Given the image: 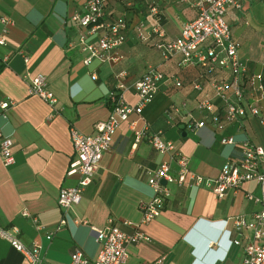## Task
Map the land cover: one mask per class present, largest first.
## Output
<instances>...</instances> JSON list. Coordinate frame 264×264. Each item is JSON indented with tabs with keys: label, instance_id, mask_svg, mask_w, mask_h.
<instances>
[{
	"label": "crops",
	"instance_id": "1",
	"mask_svg": "<svg viewBox=\"0 0 264 264\" xmlns=\"http://www.w3.org/2000/svg\"><path fill=\"white\" fill-rule=\"evenodd\" d=\"M239 1L241 6L229 7L225 17L232 36L241 44L239 54L248 70L259 72L264 64V0ZM83 3L0 0V18L9 21L7 44L0 46V58L10 56L7 64L0 62V102L11 103L6 116L0 114V130L13 139L15 160L4 165L0 159V226L16 228L26 247L40 239L48 264H69L77 249L95 258L99 244L93 228H103L109 219L128 233L139 225L150 237L149 241L129 245L126 264H242L243 246L254 241L253 231H237L233 219H250L261 209L259 202L246 197L248 192L260 196L256 182H244L221 199L204 183L194 185L188 178L181 184L167 183L169 196L162 212L143 224L139 204L152 195L147 182L150 170L166 161L172 175L179 171L172 153H160L151 146L148 136L152 131H160L163 139L173 142L187 158L191 173L212 180L223 164L238 158L240 141L248 138L264 148V131L258 119L248 116L241 123H230L222 132L209 125L192 131L180 129L187 114L196 119L204 114L195 107L203 92L195 90L192 83L205 71L196 65H181L180 54L163 59L154 46L157 36L141 42L132 29L118 48L120 61L93 60L84 65L85 54L77 46L83 31L73 20ZM152 5L158 7L159 28L166 39L177 37L182 24L196 16L194 8L178 0H138L132 7L108 0L105 17L125 14L130 22L142 21L150 29L156 23L149 11ZM71 42L75 44L72 47ZM151 66L165 75L155 98L144 107L142 118L132 114L116 129L111 147L102 154L80 202L61 209L57 204L59 191L77 182V175L66 174L74 158L70 127L90 135L108 118L107 100L118 74L126 86L125 100L136 104L133 85ZM36 75L46 76L57 98L54 108L29 95L28 79ZM206 78H227V73L218 70ZM205 88L211 91L209 85ZM172 104L179 107L176 114L169 113ZM132 127L142 132L140 139ZM222 136H232L235 144H221ZM33 218L43 230H36ZM222 221H228L232 238L240 239V244L227 247ZM46 231L53 232L50 241L44 236ZM255 242L260 244L262 239ZM22 262V253L0 238V264Z\"/></svg>",
	"mask_w": 264,
	"mask_h": 264
},
{
	"label": "built area",
	"instance_id": "2",
	"mask_svg": "<svg viewBox=\"0 0 264 264\" xmlns=\"http://www.w3.org/2000/svg\"><path fill=\"white\" fill-rule=\"evenodd\" d=\"M125 7H132L138 0H119ZM196 10V16L186 21L180 28V33L172 39L164 38L159 28V10L156 5L149 8L156 23L147 29L144 22H130L125 14L105 17L108 0H84L80 12L73 16V20L83 31L77 46L84 52L83 64L88 65L93 60L115 63L121 60L118 48L125 42L128 30L132 29L136 38L141 42H148L153 35L159 39L154 46L163 59H169L175 54L181 55V65H196L205 71L198 81L192 85L198 92H203L196 99L195 107L204 112L201 118H194L187 114L183 122L190 131L205 126H211L214 131L222 132L230 123H241L246 117H255L264 131V64L259 72H250L245 61L239 54L240 42L232 36L231 28L226 20L229 7H240L239 0H178ZM0 46L7 44L9 21L1 17ZM73 42L69 46H74ZM22 54L21 51L17 52ZM24 60L28 58L23 55ZM10 56L0 58L1 63L7 64ZM218 70L227 73V78L207 79L206 75L214 74ZM121 74L116 76L115 89L108 96L110 112L108 118L96 125L95 132L87 135L75 127H70L69 134L74 148V158L69 162L66 174L77 175L76 185L64 187L57 197L58 206L66 210L80 202L84 190L94 178L97 166L104 152L111 147L112 137L124 121L132 114L142 118L145 106L155 98L165 75L157 67H149L134 83L137 103L130 104L125 100L123 91L126 89L121 80ZM180 85V82H177ZM209 85L208 92L205 86ZM28 93L45 101L50 107H55L57 98L49 89L47 78L36 75L28 79ZM184 106L185 103H182ZM11 106L9 101L0 102V114L6 116V110ZM179 107L172 104L169 113L176 114ZM134 126V125H133ZM136 139H140L142 132L132 127ZM147 129V125L144 127ZM151 146L160 153H172L179 165V171L174 176L170 173L169 163L163 161L148 172L147 182L152 189L148 201L140 202L142 213L141 223H148L163 210L169 190L167 183H183L187 178L194 185L204 183L217 199L224 197L228 190L239 189L244 182L254 181L261 189L260 196L246 193V197L261 204V209L250 219L235 217L233 225L241 232L244 229L253 231L254 241L243 246L242 264H264V148L250 141L248 138L239 142L240 155L234 160L222 165L218 176L212 180L191 173L188 169L187 158L181 154L170 140H165L160 131H152L148 136ZM221 144H235L232 136H222ZM13 139L0 130V159L4 165L15 162L13 157ZM165 181V184L162 183ZM27 215V213H23ZM36 230L41 231L44 226L36 218L32 219ZM225 223L226 221H222ZM228 222V221H227ZM63 223V221H61ZM99 244L95 258L90 259L77 249L69 264H126L128 247L131 244L150 240L136 225L132 232H125L111 219L101 229H94ZM223 231V229H222ZM16 228L0 226V238L7 241L16 251L23 255L22 264H48L44 259L40 239L34 240L31 247H26L17 236ZM231 234V230H230ZM53 232L46 231L45 238L50 241ZM262 239L260 244L255 241ZM231 245L240 244V239L232 238ZM162 259L159 260V262Z\"/></svg>",
	"mask_w": 264,
	"mask_h": 264
},
{
	"label": "clouds",
	"instance_id": "3",
	"mask_svg": "<svg viewBox=\"0 0 264 264\" xmlns=\"http://www.w3.org/2000/svg\"><path fill=\"white\" fill-rule=\"evenodd\" d=\"M223 235H224V237H226L227 239V243H228V248L231 246V244L229 243V241H230V229L228 228V222L226 221L225 223H224V227H223ZM193 247V246H192ZM194 248V247H193Z\"/></svg>",
	"mask_w": 264,
	"mask_h": 264
},
{
	"label": "water",
	"instance_id": "4",
	"mask_svg": "<svg viewBox=\"0 0 264 264\" xmlns=\"http://www.w3.org/2000/svg\"><path fill=\"white\" fill-rule=\"evenodd\" d=\"M185 126L184 125H180V129H184ZM182 135H185V132L182 133ZM163 184H165V181H162Z\"/></svg>",
	"mask_w": 264,
	"mask_h": 264
},
{
	"label": "trees",
	"instance_id": "5",
	"mask_svg": "<svg viewBox=\"0 0 264 264\" xmlns=\"http://www.w3.org/2000/svg\"><path fill=\"white\" fill-rule=\"evenodd\" d=\"M112 92V91H111Z\"/></svg>",
	"mask_w": 264,
	"mask_h": 264
}]
</instances>
